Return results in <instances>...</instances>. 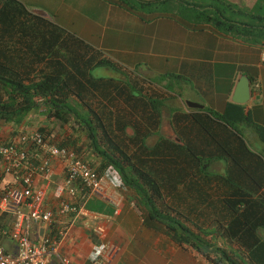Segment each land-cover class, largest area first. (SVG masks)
Here are the masks:
<instances>
[{"label": "trees", "instance_id": "trees-1", "mask_svg": "<svg viewBox=\"0 0 264 264\" xmlns=\"http://www.w3.org/2000/svg\"><path fill=\"white\" fill-rule=\"evenodd\" d=\"M119 1L148 20L173 12L196 28L209 26L225 35L264 41V15L246 13L256 20L253 23L232 18L213 0ZM0 23L6 26H0L1 143L11 137L9 125L14 134L33 131L24 128L32 124L31 114L43 116L36 130L48 136L59 122L64 130L52 142L74 151L101 176L115 171L134 193L147 223L154 222L157 230L160 225L172 240L194 247L213 264H264V193L258 191L264 186V148L258 153L245 135L249 128L264 142V126L254 121L246 106L230 101L220 112H175L180 128L186 129L193 118L189 137L180 133L182 144L159 135L150 144L161 127L165 97L146 90L144 79L129 71L126 78V69L114 60L92 52L49 19L32 15L18 0H0ZM99 66L121 76L95 77L92 69ZM252 80L259 82L257 77ZM220 159L225 172L212 171ZM4 179L0 169V181ZM181 185L197 190L195 199L200 202L202 186H213L212 193L223 188L216 198L210 193L212 207L207 212L216 213L211 223L217 220V201L226 205L216 226H189V213L199 220L206 213L201 207H171L169 195ZM87 192L83 190L80 201L87 200ZM177 198L184 202L186 194ZM90 200L86 207L91 210L96 203ZM13 221L11 213L0 215L1 245L11 241Z\"/></svg>", "mask_w": 264, "mask_h": 264}, {"label": "crops", "instance_id": "crops-1", "mask_svg": "<svg viewBox=\"0 0 264 264\" xmlns=\"http://www.w3.org/2000/svg\"><path fill=\"white\" fill-rule=\"evenodd\" d=\"M18 1L22 2L32 15L49 19L56 24H63V18L75 22L74 18L69 17V11L65 9L72 7L66 3L69 0ZM186 1L195 2V0ZM85 2L95 6L99 15L97 14L96 17L95 13L86 14L81 16L82 23L77 24L78 27L75 28L67 23L70 31L64 29L75 39L84 41L92 52L99 53L101 57L111 58L124 69L127 64L129 66L127 70L132 74H134L132 67L140 66L142 61L148 62L150 71L148 77L144 79L146 90L158 92L165 97L161 127L157 130V135L148 140L150 144L156 143L159 135L183 144L181 138L185 137L186 133L189 137L191 131L189 122H193V118L189 119L188 126L183 129L180 128L183 126L182 121L175 120L174 113L180 111L187 114H204L207 109L224 111L227 103L232 102L234 89L242 75L249 77L253 90L251 100L243 105L251 112L254 121L264 126V41L262 43L259 41L260 44L253 48L245 44L243 38L222 34L209 26L196 28L192 24L183 22L173 13L148 20L137 12L127 9L119 0H85ZM236 2L247 8L253 6L252 12H249L252 15H264L259 12L264 8V0H236ZM116 20L121 23V28L125 31L123 37H120L122 35L117 29L111 27ZM0 26L2 29L6 27L1 23ZM84 31L89 33V36ZM80 48L84 47L80 46ZM144 57L148 59L142 60ZM254 77H257L258 83L261 84L259 91L262 92L259 93L261 96L254 91L255 83L252 80ZM158 78L162 81H158ZM172 79L176 80L174 86ZM187 101L202 104L204 108H192L188 106ZM252 101L254 104L250 105ZM127 111L129 106L126 105ZM245 135L258 153L263 150L264 145L260 141L257 143L260 137L253 130L246 129ZM178 137L181 142L176 140ZM222 160L217 161L210 169L217 173L225 172L226 165ZM53 168L56 170L55 181H62L65 176L62 163L54 160ZM108 174L110 179L107 180L111 187L124 196L121 212L115 215L113 204L98 196L90 198L89 202L96 203L92 211L111 217L107 223V236L120 247L112 264H213L194 247L181 245L172 240L163 232L160 225L157 230L152 224L154 222L147 223L146 217L135 203L132 190L122 183L118 174L112 170H109L105 176ZM36 179L38 186H41L43 184L41 174H37ZM10 180L11 178H5L4 183ZM209 187L213 186H202L201 202L195 199L199 197L197 190L190 191L181 185L177 190L171 191L168 200L171 207L183 209L201 207L202 210H206L200 220L195 213H189V226L197 223L205 228L211 224L216 226L220 222L222 209L226 206L223 201L219 200L216 203L215 212L218 213L215 218L218 221L211 223L216 213L207 210L212 207L210 193L216 198L223 192V188L216 189L212 193ZM258 191L260 194L264 193V186ZM179 193L186 194L184 202L177 198ZM51 195L50 193L49 199ZM55 204L56 200L48 202L49 207ZM87 223L78 221L73 226L70 237L63 243L62 254L69 255L72 264H92L100 253L101 238ZM61 227L60 220L55 221L54 228L57 230ZM44 228L47 232L48 227ZM29 229L34 235H42L44 231L43 228L38 230L36 227ZM218 241L220 242V238ZM50 264H62V262L59 258L53 257Z\"/></svg>", "mask_w": 264, "mask_h": 264}, {"label": "built area", "instance_id": "built-area-1", "mask_svg": "<svg viewBox=\"0 0 264 264\" xmlns=\"http://www.w3.org/2000/svg\"><path fill=\"white\" fill-rule=\"evenodd\" d=\"M260 89L261 84L256 83L255 90ZM54 160L63 165L65 176L60 182L54 179ZM0 169L5 178H11L8 184L0 181V215L8 212L14 216L11 241L0 244V264H50L53 257L62 264H72L71 257L62 254V247L80 220L88 222L101 238L100 253L92 264L114 262L120 247L107 236L111 217L88 209L86 202L94 196L103 198L113 204L118 215L124 196L87 161L59 147L47 134L20 129L6 143L0 142ZM37 174L43 177L41 186ZM84 189L88 190L87 200L80 201ZM51 200H56L53 207L48 206ZM57 220L62 227L56 230ZM31 227L43 228V234H32ZM44 227H48L47 232Z\"/></svg>", "mask_w": 264, "mask_h": 264}, {"label": "rangeland", "instance_id": "rangeland-1", "mask_svg": "<svg viewBox=\"0 0 264 264\" xmlns=\"http://www.w3.org/2000/svg\"><path fill=\"white\" fill-rule=\"evenodd\" d=\"M212 2L215 5H220L221 8L224 11L226 10V14L228 16H231L232 18H237V19L242 18L244 20H248L251 23H253V22L256 21L255 19H253L252 17H249L246 14V13L252 12L253 6L251 8H247L246 6H244L242 4L239 5V3L236 2V0H225L224 3L223 2L222 3H219L216 0H213ZM66 3L68 5H71L72 6L71 8H65V9L69 11V17L72 18V19L74 18L75 19L74 20L75 22H72L69 18H63V24H58V25L61 28H65L67 31H70L67 28V23L76 28V27H78L77 24L82 23V22H80L81 16H84L86 14L87 15H90V14L91 15H94V13L96 14V17H97V14L99 15V13H98L99 11H96L95 6H93L91 4H87L85 2V0H69ZM229 5H231V6H229ZM240 10H242L241 12H243V14L238 12ZM254 11H256V10H254ZM259 12L264 14V8L260 9ZM171 13H173V12H171ZM173 14H175V13H173ZM78 17H79V19L77 21L76 19ZM91 20L93 21L94 19H91ZM84 21H86V20H84ZM119 23L120 22L116 20L111 27L114 30L117 29L118 33L122 35L120 37H123L125 35V31L121 28V23L120 24ZM117 24H119V25L117 26ZM83 25L85 26V23H83ZM116 26H117V28H116ZM95 28H97V27H95ZM117 31H116V33H117ZM84 32H86V31H84ZM86 34H87V32H86ZM87 35L89 36V33ZM238 36H242V37H238V38H243L242 41L245 44L247 43L248 46H252L253 48L257 47L258 44H260V43L256 42V41H260L258 39L255 40L254 38L249 37V36H245V35H238ZM145 59H148V58H146V57L142 58V60H145ZM148 64H149L148 62L142 61L141 64H140V66L132 67L131 68L132 69V72H134V74H136L138 77H140L142 79H146V77H148L147 74L150 71L149 70V67L147 66ZM174 67H176V66H174ZM127 68H129V66L126 64V78L128 77V74H127L128 73V70H127ZM92 75L95 76V77H110V76L111 77H119L120 76V73L118 71L114 70V69H111V68H108V67H105V66H99V67H95L94 69H92ZM158 81L161 82L162 80L160 78H158ZM174 85H176V80H173L172 81V86H174ZM255 93L256 94H259L260 92L255 91ZM253 102L254 101H252V103L250 105L254 104ZM41 119H43V116H39L36 113L31 114L28 117V120L30 122H32V124H30V125L27 124L26 127H24L25 130H31V129L36 130V129L40 128ZM29 121H27V123H29ZM7 127H8L7 128V132H12L11 136L17 134V133L14 134V129L10 125L7 126ZM52 130H53V133L50 134V138L51 139L54 138V136H56V134L59 133L61 130H64V126L61 123L58 122V123H56V126H54V129L52 127ZM259 141L261 142L262 145H264V142H262L261 139H258L257 140V143ZM54 173H56V170L55 169H54ZM105 178L110 179L109 178V174H108V176H105Z\"/></svg>", "mask_w": 264, "mask_h": 264}, {"label": "water", "instance_id": "water-1", "mask_svg": "<svg viewBox=\"0 0 264 264\" xmlns=\"http://www.w3.org/2000/svg\"><path fill=\"white\" fill-rule=\"evenodd\" d=\"M252 96L253 90L251 80L247 75H242L234 89L231 100L234 103L243 105L247 104L251 100ZM187 104L192 108H204V105L192 101H187ZM176 140L181 142L179 137Z\"/></svg>", "mask_w": 264, "mask_h": 264}, {"label": "clouds", "instance_id": "clouds-1", "mask_svg": "<svg viewBox=\"0 0 264 264\" xmlns=\"http://www.w3.org/2000/svg\"><path fill=\"white\" fill-rule=\"evenodd\" d=\"M254 91H256V90H255V85H254ZM104 177H105V176H104ZM106 179H107V178H106ZM121 194H122V193H121ZM122 195H123V194H122Z\"/></svg>", "mask_w": 264, "mask_h": 264}]
</instances>
